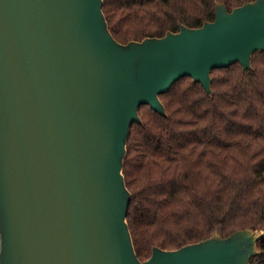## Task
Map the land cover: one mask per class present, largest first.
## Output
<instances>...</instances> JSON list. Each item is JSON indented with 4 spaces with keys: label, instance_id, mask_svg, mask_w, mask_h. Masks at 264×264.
<instances>
[{
    "label": "water",
    "instance_id": "1",
    "mask_svg": "<svg viewBox=\"0 0 264 264\" xmlns=\"http://www.w3.org/2000/svg\"><path fill=\"white\" fill-rule=\"evenodd\" d=\"M264 52V0L202 27L121 43L104 0H0V264H251L264 230L215 233L142 261L124 175L140 109Z\"/></svg>",
    "mask_w": 264,
    "mask_h": 264
},
{
    "label": "trees",
    "instance_id": "2",
    "mask_svg": "<svg viewBox=\"0 0 264 264\" xmlns=\"http://www.w3.org/2000/svg\"><path fill=\"white\" fill-rule=\"evenodd\" d=\"M255 0H104L113 36L121 43L164 37L180 24L202 27L217 4L231 12ZM209 94L192 77L161 95L163 116L140 109L128 142L124 175L132 193L128 223L136 252L176 250L238 230H264V52L253 70L240 63L212 72ZM262 253L251 264H264Z\"/></svg>",
    "mask_w": 264,
    "mask_h": 264
}]
</instances>
